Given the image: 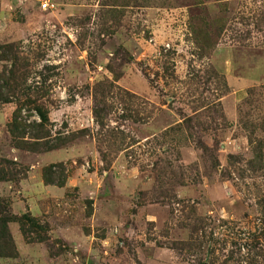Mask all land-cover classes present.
Instances as JSON below:
<instances>
[{"label": "rangeland", "instance_id": "1", "mask_svg": "<svg viewBox=\"0 0 264 264\" xmlns=\"http://www.w3.org/2000/svg\"><path fill=\"white\" fill-rule=\"evenodd\" d=\"M3 44L63 145L14 148L0 104L33 223L0 264H264V0H0Z\"/></svg>", "mask_w": 264, "mask_h": 264}, {"label": "trees", "instance_id": "2", "mask_svg": "<svg viewBox=\"0 0 264 264\" xmlns=\"http://www.w3.org/2000/svg\"><path fill=\"white\" fill-rule=\"evenodd\" d=\"M15 54L8 44L0 45V62L3 67L0 70V104L13 102L15 107L11 113L10 120L6 125L11 145L20 150L28 152L48 151L63 145L56 136L50 134V123L47 118L48 111L38 105V99L44 96L28 93L22 90L24 68L21 73L15 69ZM21 87L20 90L17 88ZM6 167V168H4ZM10 167V168H9ZM8 168L11 169L8 171ZM8 171V172H7ZM65 170L61 164H51L41 170L43 183L61 187L65 181ZM26 169L16 165L14 162L0 159V181H11L16 176L24 177ZM0 201V258L12 257L13 245L8 234L7 224L16 222L23 238L30 239L28 233L31 230L25 225L33 223L26 215L13 216L2 207ZM9 252H6V249Z\"/></svg>", "mask_w": 264, "mask_h": 264}, {"label": "built area", "instance_id": "3", "mask_svg": "<svg viewBox=\"0 0 264 264\" xmlns=\"http://www.w3.org/2000/svg\"><path fill=\"white\" fill-rule=\"evenodd\" d=\"M40 8L42 10H48V9L52 8V5L49 4L48 2H42V3H40Z\"/></svg>", "mask_w": 264, "mask_h": 264}]
</instances>
